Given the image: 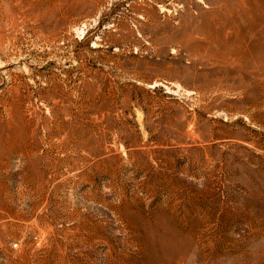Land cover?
I'll list each match as a JSON object with an SVG mask.
<instances>
[{"label":"rangeland","instance_id":"1","mask_svg":"<svg viewBox=\"0 0 264 264\" xmlns=\"http://www.w3.org/2000/svg\"><path fill=\"white\" fill-rule=\"evenodd\" d=\"M190 227L175 264H264V0H0V264H163Z\"/></svg>","mask_w":264,"mask_h":264},{"label":"bare ground","instance_id":"2","mask_svg":"<svg viewBox=\"0 0 264 264\" xmlns=\"http://www.w3.org/2000/svg\"><path fill=\"white\" fill-rule=\"evenodd\" d=\"M250 7H252V6H250ZM245 8V7H244ZM246 10V9H245ZM243 18V17H242ZM247 19V18H246ZM228 25V24H227ZM214 32V31H213ZM205 36V35H204ZM214 36V35H213ZM218 36V35H217ZM216 36V37H217ZM209 38L211 37V36H208ZM215 37V36H214ZM219 37V36H218ZM217 37V38H218ZM235 37V36H234ZM236 37H237V35H236ZM239 37H240V35H239ZM238 37V38H239ZM209 38H207V39H209ZM212 39H213V37H212ZM224 39H225V37H224ZM215 39H213V42H215L214 41ZM221 40V39H220ZM234 40H235V38H234ZM245 40V39H244ZM256 40V39H255ZM208 41V40H207ZM228 41V40H227ZM240 41V40H239ZM238 41V42H239ZM209 42H211V41H208V43ZM226 42V41H225ZM234 42V41H233ZM236 42V41H235ZM234 42V43H235ZM237 42V43H238ZM221 43V42H220ZM220 43H218V44H220ZM224 43V42H223ZM203 44H205V43H203ZM227 44H229V43H227ZM233 44V43H232ZM244 43H242V45H243ZM251 44H252V41H251ZM256 44V43H255ZM198 45H199V43H198ZM241 45V44H240ZM195 46H197V45H195ZM213 46V45H212ZM217 46V45H216ZM224 46V45H223ZM228 46V45H227ZM226 46V47H227ZM245 46H246V44H245ZM244 46V47H245ZM254 46V45H253ZM194 47V46H193ZM218 47V46H217ZM220 47H221V45H220ZM219 47V48H220ZM237 47V46H236ZM248 47V46H247ZM198 48V47H197ZM229 48H230V46H229ZM242 48V47H241ZM240 48V49H241ZM256 48V47H255ZM243 49H245V48H243ZM194 50V49H193ZM210 50H212V49H210ZM225 50V49H224ZM246 50V49H245ZM253 50V49H252ZM218 51L219 50H217V53H218ZM215 52H216V50H215ZM214 52V53H215ZM242 52V51H241ZM252 52V51H251ZM256 52V51H255ZM261 52V51H260ZM193 53V52H192ZM195 53V52H194ZM245 53V52H244ZM196 54V53H195ZM201 54V53H200ZM205 54V53H204ZM203 54V55H204ZM220 54V53H219ZM237 54V53H236ZM253 54V53H252ZM251 54V55H252ZM255 54V53H254ZM213 55V54H212ZM224 54H222V56H223ZM196 56H199V54H197ZM205 56V55H204ZM230 56V55H229ZM242 56V55H241ZM195 57V56H194ZM200 57V56H199ZM201 57H203V56H201ZM205 57H207V56H205ZM209 57V59L212 57H210V56H208ZM217 57V56H216ZM219 58H220V56H218ZM251 57V56H250ZM254 58V57H253ZM211 59H213L214 61L213 62H215V59L212 57ZM218 59V58H217ZM230 59H231V57H230ZM239 59V58H238ZM250 59H252V58H250ZM222 60V59H221ZM227 60H229V59H227ZM243 60V59H242ZM241 60V61H242ZM208 61V60H207ZM217 61V60H216ZM226 61V60H225ZM209 62V61H208ZM225 63V62H224ZM237 63H239V61L237 62ZM247 63V62H246ZM249 63V62H248ZM228 64V63H227ZM192 65H193V63H192ZM213 65V64H212ZM255 66V65H254ZM246 67V66H245ZM253 67V66H252ZM217 68V67H216ZM243 68V67H242ZM218 71V70H217ZM206 72V71H205ZM237 72V71H236ZM249 72V71H248ZM210 73V72H209ZM216 73V72H215ZM206 74V73H205ZM207 75H209V74H207ZM223 75V74H222ZM255 76V75H254ZM232 78V77H231ZM212 79V78H211ZM243 80V79H242ZM203 81V80H202ZM205 81V80H204ZM208 81V80H207ZM219 81V80H218ZM239 81V80H238ZM206 82V81H205ZM242 82H244V81H242ZM241 82V83H242ZM248 82V81H247ZM218 83V82H217ZM221 83V82H220ZM224 83V82H223ZM233 83V82H232ZM207 84V83H206ZM241 88V87H240ZM230 90V89H229ZM244 90V89H243ZM177 220V219H176ZM172 221H174V218H172V220H171V223H172ZM176 222V221H175ZM174 222V223H175ZM170 223V221L168 222V224H171ZM177 224V223H176ZM175 225V224H174ZM173 225V226H174ZM188 225V224H187ZM190 226V225H189ZM169 227H172V226H170L169 225ZM173 228V227H172ZM176 228V227H175ZM183 237H185V238H187L188 239V245L184 248V249H181V250H178V251H176V252H174V253H166L165 255H163L162 257H163V261H162V263L163 264H175L178 260H180V259H182L183 257H186L185 256V254L187 253V251H188V249L189 250H193L194 249V252H195V254L197 255V254H200L201 253V251H202V248H203V246L202 247H199L198 249L195 247V241H194V235H193V232H192V228L190 227L189 229H187L186 230V232L183 234ZM205 257V256H204ZM154 258H156V257H154ZM151 259V258H150ZM153 259V258H152ZM162 259V258H161ZM159 260V259H158ZM157 260V261H158ZM159 261H161V260H159ZM156 262V261H155ZM151 263V262H150ZM160 264V263H159Z\"/></svg>","mask_w":264,"mask_h":264}]
</instances>
